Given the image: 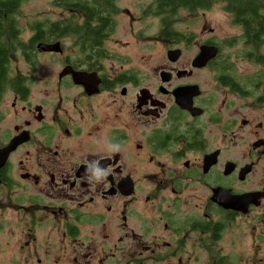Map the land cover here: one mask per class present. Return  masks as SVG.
I'll return each mask as SVG.
<instances>
[{
    "label": "flooded vegetation",
    "instance_id": "obj_1",
    "mask_svg": "<svg viewBox=\"0 0 264 264\" xmlns=\"http://www.w3.org/2000/svg\"><path fill=\"white\" fill-rule=\"evenodd\" d=\"M149 17L160 61L126 55L115 21L8 55L0 264H264V34Z\"/></svg>",
    "mask_w": 264,
    "mask_h": 264
},
{
    "label": "trees",
    "instance_id": "obj_2",
    "mask_svg": "<svg viewBox=\"0 0 264 264\" xmlns=\"http://www.w3.org/2000/svg\"><path fill=\"white\" fill-rule=\"evenodd\" d=\"M119 0H51L54 7L68 14L83 15L84 18L52 22H36L30 27L34 33L27 46L23 41V30L16 18L17 10L23 0H0V84L5 78L8 55L26 48L30 61L39 42L59 39L63 36H79L84 46L99 41L106 24L116 22L119 13ZM223 4L224 11L242 24L246 32H252L260 39L264 34V0H153L146 10L147 14L168 18L172 22L181 16L180 12L195 14L210 10L216 4ZM109 16V18H108ZM95 25L92 26L91 23ZM176 30V29H174ZM263 38V37H262Z\"/></svg>",
    "mask_w": 264,
    "mask_h": 264
},
{
    "label": "rangeland",
    "instance_id": "obj_3",
    "mask_svg": "<svg viewBox=\"0 0 264 264\" xmlns=\"http://www.w3.org/2000/svg\"><path fill=\"white\" fill-rule=\"evenodd\" d=\"M153 0H119V15L116 17V39L123 44H127L124 50L126 55L133 57L134 61H160L164 54V48L161 45L148 44L145 40H137L140 32L147 36L153 35L158 31L156 21H152L146 10L152 4ZM181 16L172 22L176 25V30L185 29H206L208 33L212 28L219 36H230L233 30L231 16L224 11V5L216 4L210 10L196 12L191 15L187 12H180ZM132 14V15H130ZM67 12L56 8L52 5L51 0H23L20 8L17 10L16 18L19 26L23 30V41L25 43L34 35L30 32V27L36 22L48 21L55 22L59 19L66 18ZM135 17L140 21L135 20ZM70 45L69 42L65 44ZM17 53L12 61L15 66H21L22 58L16 59ZM40 63L48 62L45 58H40Z\"/></svg>",
    "mask_w": 264,
    "mask_h": 264
},
{
    "label": "water",
    "instance_id": "obj_4",
    "mask_svg": "<svg viewBox=\"0 0 264 264\" xmlns=\"http://www.w3.org/2000/svg\"><path fill=\"white\" fill-rule=\"evenodd\" d=\"M37 50L39 52H61V47H60V43H55L51 45L38 43ZM215 53H216L215 49L203 48L198 58V62L202 64L206 63L210 58L215 56ZM9 152H10L9 149H7L5 151V154H8Z\"/></svg>",
    "mask_w": 264,
    "mask_h": 264
}]
</instances>
